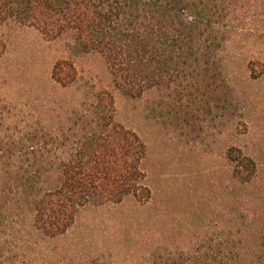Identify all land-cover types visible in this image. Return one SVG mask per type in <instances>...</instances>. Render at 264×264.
<instances>
[{"label":"rangeland","instance_id":"1","mask_svg":"<svg viewBox=\"0 0 264 264\" xmlns=\"http://www.w3.org/2000/svg\"><path fill=\"white\" fill-rule=\"evenodd\" d=\"M225 1L213 28L225 30L223 37L166 58L157 42L156 70L141 79L150 76L153 84L133 97L114 89L100 55L76 54L68 36L53 39L15 24L1 29L7 49L0 58V109L16 105L25 115L37 110L42 122L52 117L56 125L59 115L66 124L73 108L87 109L84 93L92 83L112 92L115 121L136 133L144 151L137 197L89 205L56 242L20 233L14 244L8 239L6 246L13 245L2 252V264H221L225 255L258 248L264 0ZM166 46L174 50L172 42ZM66 59L75 62L78 77L63 88L50 76ZM246 159L254 166L246 167Z\"/></svg>","mask_w":264,"mask_h":264},{"label":"trees","instance_id":"2","mask_svg":"<svg viewBox=\"0 0 264 264\" xmlns=\"http://www.w3.org/2000/svg\"><path fill=\"white\" fill-rule=\"evenodd\" d=\"M223 2L0 0V32L15 24L53 39L68 36L76 54L100 55L114 89L133 97L153 84L150 76L146 82L141 79L156 70L157 42L166 58L182 55V46L190 51L193 42L223 37L225 30H213L220 23ZM168 42L174 48L170 52L164 50ZM6 49L0 34V58ZM77 77L72 59L57 61L50 76L63 88ZM87 85L84 97L90 104L81 111L73 108L66 124L59 115L56 125L52 117L42 122L37 110L25 115L16 112V105L0 109V259L4 249L10 253L20 233L56 242L89 205L121 203L142 189L138 163L144 151L138 136L115 121L112 92ZM15 117H20L19 123ZM245 161L246 167L254 166L252 160ZM10 238L13 244L7 247ZM253 243L257 249L225 255L221 264H264V236Z\"/></svg>","mask_w":264,"mask_h":264}]
</instances>
